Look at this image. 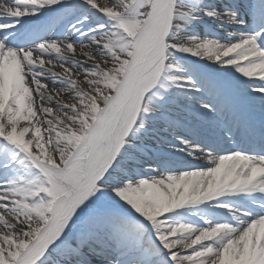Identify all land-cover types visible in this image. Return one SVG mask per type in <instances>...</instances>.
<instances>
[{"label": "snow or ice", "instance_id": "6c2138e0", "mask_svg": "<svg viewBox=\"0 0 264 264\" xmlns=\"http://www.w3.org/2000/svg\"><path fill=\"white\" fill-rule=\"evenodd\" d=\"M0 264H264V0H0Z\"/></svg>", "mask_w": 264, "mask_h": 264}]
</instances>
